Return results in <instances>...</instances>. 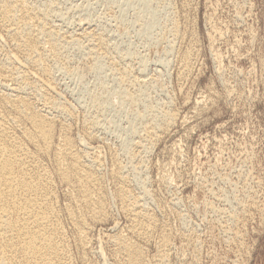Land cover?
Listing matches in <instances>:
<instances>
[{
	"label": "rangeland",
	"instance_id": "obj_1",
	"mask_svg": "<svg viewBox=\"0 0 264 264\" xmlns=\"http://www.w3.org/2000/svg\"><path fill=\"white\" fill-rule=\"evenodd\" d=\"M55 1L54 20L74 37L68 68L54 70V95L73 110V116L59 119L69 122L71 138L84 141L81 148L85 143L83 149L101 157L104 186L112 197L107 218L95 223L86 249L66 222L74 264H121L106 240L126 232L125 215L112 194L113 156L117 152L124 165L128 162L122 149L138 140L139 131H133L138 114L159 104H168L179 120L145 153L144 170L128 162L125 172L162 225L152 242H139L147 261L158 258L163 229L170 237L166 264H264V0ZM173 14L186 37L169 51L164 29ZM80 21L110 45L111 57L95 67L87 40L80 38ZM189 42L196 45L194 64L180 80L177 51ZM112 61L133 66L132 75L144 80L140 102H132L119 86ZM99 83L109 90L108 102L95 139H88L84 127ZM58 184L66 203L68 190Z\"/></svg>",
	"mask_w": 264,
	"mask_h": 264
},
{
	"label": "bare ground",
	"instance_id": "obj_2",
	"mask_svg": "<svg viewBox=\"0 0 264 264\" xmlns=\"http://www.w3.org/2000/svg\"><path fill=\"white\" fill-rule=\"evenodd\" d=\"M188 1L183 0L185 4ZM57 6L55 0H0V264H74L66 222L73 227L75 242L87 248L95 223L107 218L110 194L101 175L102 159L83 149L85 143L81 148L82 139L78 143L71 138L72 128L64 121V115L73 116V110L54 95V70L68 68L67 52L74 41H70L74 37L54 20ZM81 21L80 38L87 40L90 48L87 45L86 48L95 59V67L109 55L110 45L106 46V38L97 36L98 31L93 32L89 23ZM164 30L170 36L169 51H174L177 43L186 37L175 14ZM195 46L191 42L185 49L178 48L180 80L189 75L194 64ZM113 62L110 65L118 75L119 86L128 90L127 96L132 102H140L144 80L132 75L131 65L123 67L120 62ZM94 93L91 118L86 119L84 127L88 139H95L94 132L108 102L109 90L99 83ZM166 105H155L138 114L139 123L133 129L139 131L138 140L122 149L129 165L135 164L136 168L133 165L131 168L142 171L146 167L145 153L154 148L178 119V114ZM60 114L64 120L59 119ZM119 159L116 152L115 167L112 166L116 189L112 194L125 215L126 232L110 235L106 240L112 244L114 256L120 258L121 264H166L170 253L167 230L162 229L158 235V258L154 263L146 259L139 242H152L162 225L156 210L142 200L141 193L133 191L132 176L126 174L128 162L124 165ZM165 176L162 173L164 182ZM58 181L68 190L66 203L61 202Z\"/></svg>",
	"mask_w": 264,
	"mask_h": 264
}]
</instances>
